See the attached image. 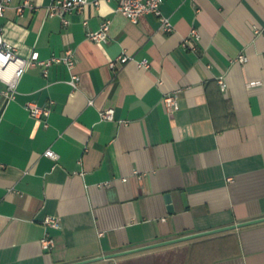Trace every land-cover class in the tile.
I'll list each match as a JSON object with an SVG mask.
<instances>
[{
    "label": "crops",
    "instance_id": "obj_1",
    "mask_svg": "<svg viewBox=\"0 0 264 264\" xmlns=\"http://www.w3.org/2000/svg\"><path fill=\"white\" fill-rule=\"evenodd\" d=\"M24 1L0 19L5 40L26 58L73 49L81 80L74 90L64 63L48 76L31 64L15 97L0 95V264H264V221L116 254L264 217V0H164L171 33L115 0L67 23L48 15L55 0L19 12ZM108 20L107 42L88 37ZM123 51L136 59L112 68ZM30 103L52 112L35 117ZM109 108L115 119H102Z\"/></svg>",
    "mask_w": 264,
    "mask_h": 264
},
{
    "label": "built area",
    "instance_id": "obj_2",
    "mask_svg": "<svg viewBox=\"0 0 264 264\" xmlns=\"http://www.w3.org/2000/svg\"><path fill=\"white\" fill-rule=\"evenodd\" d=\"M102 0H55L48 7L47 12L49 16H60L66 23V14L71 11H82L85 6L92 2L96 5H100ZM111 1V0H107ZM117 2V10L129 18L131 21L138 23L143 15L152 13L159 17L160 28L168 33L175 30V25L170 16L165 15L162 9L164 0H115ZM13 0H0V19L5 15L7 9L12 5ZM34 4L32 0H25L24 3L18 6V11L22 12L24 7ZM111 21H105L100 29L95 31H89L88 37L98 42H107L109 39ZM192 36L199 37L198 31L195 29L192 31ZM191 44L190 39H186L185 45ZM136 59L135 55L123 51L116 59H114L110 65L112 68H117L118 64L125 65ZM238 61L246 62L248 57L245 54H241ZM55 63H64L70 69L72 76L69 80L74 90L78 89L81 77L74 72L77 64L76 55L73 49H68L63 55L53 54L47 59L40 57V52L35 50L30 57H22L17 52V47L8 42L4 38V28L0 23V82L5 86H0V95L13 99L17 93L18 85L22 79L27 67L31 64H38L43 67L44 75H49V69ZM139 66L142 68H148L150 61L144 59L139 62ZM222 87L226 88V83L223 79L220 80ZM163 102L170 113H174L179 108V96L176 92H166L163 96ZM52 101L51 104H53ZM93 100H90V104ZM31 114L35 117L47 118L52 112V105L40 106L37 103H30L28 106ZM102 119H115V109L109 108L101 111ZM46 125L48 121L45 120ZM45 154L53 159H58L59 155L53 149H48ZM127 180V179H125ZM45 224L48 228L61 229L62 224L60 219L55 215H48L45 219ZM42 246L46 250H51L56 246L55 237L48 232L42 239Z\"/></svg>",
    "mask_w": 264,
    "mask_h": 264
},
{
    "label": "water",
    "instance_id": "obj_3",
    "mask_svg": "<svg viewBox=\"0 0 264 264\" xmlns=\"http://www.w3.org/2000/svg\"><path fill=\"white\" fill-rule=\"evenodd\" d=\"M166 198H167L168 202L171 204L170 207H169V210L171 212H173L175 209H174V205L172 203V195L168 194ZM260 221H264V217L263 218H259V219L246 221V222H241V223L230 225V226H226V227H221V228H217V229L202 231V232L191 234V235H186V236H183V237H180V238H177V239L164 241L162 243H157V244H154V245H151V246H148V247L136 248V249L123 251V252L116 253V254L117 255H122V254H127V253H133V252H137V251H140V250H144L146 248L155 247V246L163 245V244H168V243H172V242H175V241L187 240V239H191V238H195V237H199V236H204V235H208V234H212V233H216V232H220V231H224V230H228V229H232V228H236V227H241V226L248 225V224L257 223V222H260ZM100 258H102V257H98V259H100ZM86 262H88V261H81V262L73 263V264H81V263H86Z\"/></svg>",
    "mask_w": 264,
    "mask_h": 264
}]
</instances>
